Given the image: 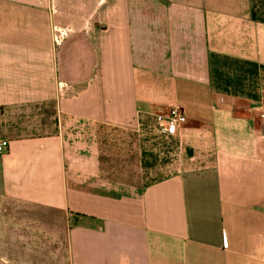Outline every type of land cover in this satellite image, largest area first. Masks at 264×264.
Masks as SVG:
<instances>
[{
	"label": "crops",
	"instance_id": "1",
	"mask_svg": "<svg viewBox=\"0 0 264 264\" xmlns=\"http://www.w3.org/2000/svg\"><path fill=\"white\" fill-rule=\"evenodd\" d=\"M262 109L264 0H0V264H264Z\"/></svg>",
	"mask_w": 264,
	"mask_h": 264
},
{
	"label": "built area",
	"instance_id": "2",
	"mask_svg": "<svg viewBox=\"0 0 264 264\" xmlns=\"http://www.w3.org/2000/svg\"><path fill=\"white\" fill-rule=\"evenodd\" d=\"M73 29L62 24H54L52 27V38L56 45H60L70 35ZM260 116L264 119V109L260 111ZM188 118L184 109L180 106H171L166 112L157 115L159 131L163 134H177L181 127L186 124ZM9 141L0 139V155L4 154Z\"/></svg>",
	"mask_w": 264,
	"mask_h": 264
},
{
	"label": "rangeland",
	"instance_id": "3",
	"mask_svg": "<svg viewBox=\"0 0 264 264\" xmlns=\"http://www.w3.org/2000/svg\"><path fill=\"white\" fill-rule=\"evenodd\" d=\"M63 25V24H62Z\"/></svg>",
	"mask_w": 264,
	"mask_h": 264
}]
</instances>
